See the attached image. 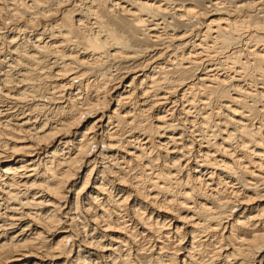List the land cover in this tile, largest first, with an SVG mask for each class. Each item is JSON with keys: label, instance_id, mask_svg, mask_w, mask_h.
Listing matches in <instances>:
<instances>
[{"label": "bare ground", "instance_id": "obj_1", "mask_svg": "<svg viewBox=\"0 0 264 264\" xmlns=\"http://www.w3.org/2000/svg\"><path fill=\"white\" fill-rule=\"evenodd\" d=\"M0 264H264V0H0Z\"/></svg>", "mask_w": 264, "mask_h": 264}]
</instances>
